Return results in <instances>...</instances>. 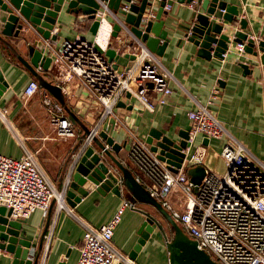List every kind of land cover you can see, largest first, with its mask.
I'll return each instance as SVG.
<instances>
[{
  "label": "crops",
  "instance_id": "0c3cea01",
  "mask_svg": "<svg viewBox=\"0 0 264 264\" xmlns=\"http://www.w3.org/2000/svg\"><path fill=\"white\" fill-rule=\"evenodd\" d=\"M131 1L136 5L140 3V0ZM166 1L170 8L162 13L160 19L163 20L161 30L165 31L167 42L159 55L151 52L171 76V93L165 97L164 104L153 93L152 111L143 108L134 96L125 93L113 108L115 115L126 128L134 131L144 141H155L151 132L156 130L161 136L178 142L190 125L187 111L200 103L211 109L233 138L255 156L263 157L264 62L260 60L262 52L258 48V42L264 40V0H218L237 9L235 21L230 23L214 18L201 8L197 9L194 3L187 0ZM98 2L100 5L105 4ZM123 4L125 3L121 1L119 7ZM160 7L161 4L156 0H147L142 16L146 20H155ZM65 8L63 3L51 30V34L55 36V45L77 34L94 36L89 32L91 20H82L81 12H66ZM104 11L105 19L96 34L97 42L103 46L110 28L112 32V26L117 24V20L122 22L125 28L121 27L116 36H111L110 33L109 47L119 54L115 63L126 66L128 60L123 55L131 54L139 39L130 31V25L124 23V15L109 8ZM197 12H203L210 23L220 24V34L228 36L230 42L222 57L213 55L214 50L210 55L203 54L194 41L188 40L191 33L186 27L190 28L194 23ZM240 19L245 20L244 28L240 26ZM237 31L252 38V52L247 53L239 47L240 44L231 40ZM38 35L36 30H29L16 37L0 32V72L6 83L5 90L0 94V155L17 159L25 153L31 154L40 174L57 191L65 192L69 190L67 182H70L73 162L85 147L83 139L97 126L101 108L76 77L66 80L62 70L56 66L50 63L47 68L38 65L34 70L43 80L39 84L35 76L19 62L16 54L29 61L39 42ZM149 36L153 37V34L150 33ZM161 43L159 41L153 47L158 50ZM215 46L212 44L213 48ZM30 80L37 82L40 93L24 101L23 90ZM42 93L62 106L64 114L73 125L76 138L63 141L54 136L41 103ZM69 114L81 124H74ZM112 123L111 116L105 118L98 126L95 138L105 144L100 132L110 136L114 143L120 145V149L115 152L109 146L108 148L122 162L126 152V131L125 128H113ZM223 142L224 138L221 137L204 143L207 152L201 165L214 174L216 173L209 167L208 159L214 155L220 157ZM92 145L91 142L87 146ZM131 172L133 174L132 170ZM176 191L171 194L170 202L173 209L180 210L184 198ZM73 192L75 197L80 196ZM63 199V207L59 208L52 202L45 217L35 211L28 218L18 221L21 225L19 237L34 244L32 254L38 256V264H75L84 232L78 217L92 226H99L108 221L121 203L126 201L121 194L111 191L102 194L95 189L80 196L78 201L67 198L66 192ZM142 211L162 221L163 217L148 203L136 201L132 208H124L112 238L117 251L129 255L141 239L140 230L145 222ZM152 228L142 239L141 247L135 254L133 260L136 264H168L165 238L158 227L152 225ZM12 258L11 253L0 249V264H10Z\"/></svg>",
  "mask_w": 264,
  "mask_h": 264
},
{
  "label": "built area",
  "instance_id": "2783aa9c",
  "mask_svg": "<svg viewBox=\"0 0 264 264\" xmlns=\"http://www.w3.org/2000/svg\"><path fill=\"white\" fill-rule=\"evenodd\" d=\"M156 1L161 4L163 12L169 10L166 0ZM106 8L101 4L96 11L100 24L105 19ZM143 19L145 22L146 18ZM117 24L120 29L125 28L119 20ZM29 30L35 29L24 21L20 34ZM110 33L111 28L103 46L97 42L96 35L77 34L57 45L52 39L38 35L42 55L50 59L51 65L62 70L66 80L76 77L101 108L99 122L83 139L84 146L92 142L98 126L111 116L113 128H125L126 131V152L121 164L133 171L135 180L196 241L198 249L207 252L218 264H264V156L263 159L255 156L228 133L211 109L197 103L186 113L190 124L187 145L182 151L184 155L179 167L173 171L174 167L166 158H161L158 151H153L146 141L126 128L113 109L119 97L127 93L134 96L143 108L154 110L152 94L158 95L159 102L164 104L165 97L171 93V76L139 40L131 51L134 55L132 66L127 72H117L105 55ZM239 47L242 49L243 45ZM38 93L39 85L30 80L23 90L24 101ZM41 103L54 136L63 141L76 138L62 106L45 93L41 94ZM262 131L264 140V127ZM221 137L224 138L220 150L224 172L217 175L205 169L194 190L187 169L201 165L205 160L204 140ZM175 190L184 198L180 210L173 209L170 202ZM64 195V191H57L40 174L31 154L25 153L17 159L0 155V201L5 203L6 210H10L9 219L20 221L35 211L45 217L52 202L63 207ZM127 207L132 208L133 204L123 201L112 217L99 226H92L78 217L84 232L75 264H136L129 255L117 251L112 242L114 229Z\"/></svg>",
  "mask_w": 264,
  "mask_h": 264
},
{
  "label": "water",
  "instance_id": "95a60500",
  "mask_svg": "<svg viewBox=\"0 0 264 264\" xmlns=\"http://www.w3.org/2000/svg\"><path fill=\"white\" fill-rule=\"evenodd\" d=\"M104 2L106 7L124 15V23L130 25V31L134 36L143 43L150 51L160 54L165 47L167 39L165 31L161 30L163 20L160 19L163 11L160 7L159 12L155 15V20H146L143 22V13L147 0H140L136 5L131 0H0V32L7 36H19L20 30L24 21L30 23L34 29L43 38L55 40V36L51 34L53 25L58 11L63 3H65V11L78 13L81 12L82 20H91L89 32L91 35H96L100 26V17L96 15V11L100 8L99 2ZM121 1L127 9L123 10L120 6ZM182 2L183 0H178ZM193 0H187L192 2ZM196 8H201L203 12L211 14L214 18L222 19L227 22L235 21V16L238 11L235 6L227 5L218 0H194ZM202 12V13H203ZM133 13V14H132ZM202 13L197 12L194 23L191 27H186L190 31L188 40L194 41L199 46L203 54L210 55L211 51H215L213 55L222 57L229 43L228 36L220 34L222 26L217 23H210L208 18ZM240 26L245 27V20L240 19ZM111 36H116L120 30L119 25L112 26ZM153 34V37L149 34ZM231 40L236 44H242L243 50L247 53L252 52L254 41L247 34L237 31L234 33ZM162 41L161 47L156 50L153 45ZM215 44V48L212 47ZM258 48L262 52L260 56L261 62H264V40L258 42ZM105 55L109 62H112L117 72H127L132 66L134 55L124 54L123 57L128 60L126 66H119L115 62L119 54L110 47L105 50ZM19 62L36 76L35 68L38 65L47 68L50 59L42 55V44L39 41L29 61L22 58L20 55H15ZM148 87H152L151 83L146 82ZM6 83L3 81L0 72V94L5 90ZM89 134V133H88ZM105 140V144L99 142L95 137L92 139V146H86L79 151L78 159L73 162L70 182L68 183L69 190L65 191L67 198L78 201L80 196H85L89 190H97L104 194L111 191L117 195H123L127 201L132 204L137 202L148 203L152 205L161 216L167 220L171 227V238H165V247L167 251L168 264H218L204 250L197 248V243L190 238L180 226L172 219L168 211L149 192L135 180L130 169L126 168L117 160L111 153L108 146L115 152H118L120 145L113 142L110 136L106 133L99 134ZM151 136L155 141H146L153 151H158L161 158H166L167 162L172 165L173 171L179 167L182 158L183 150L187 143V132L182 135L181 140L174 142L154 130ZM207 140H204L205 143ZM79 148V147H78ZM77 150V149H76ZM108 159L109 161H107ZM190 182L196 186L200 183L205 174V168L202 165H196L188 168L186 171ZM80 196L75 197L74 192ZM127 197V198H126ZM143 212V211H142ZM145 222L141 227V239L132 248L129 257L134 259L135 254L139 251L142 239L147 236V232L152 231V225L160 227L158 220L145 212ZM10 210H6L5 203L0 201V249L5 250L13 255L10 264H38V256L33 255L32 248L34 244L19 237L20 223L16 220L9 219ZM44 233L40 238L41 245ZM58 264H63L59 262Z\"/></svg>",
  "mask_w": 264,
  "mask_h": 264
},
{
  "label": "rangeland",
  "instance_id": "374dc122",
  "mask_svg": "<svg viewBox=\"0 0 264 264\" xmlns=\"http://www.w3.org/2000/svg\"><path fill=\"white\" fill-rule=\"evenodd\" d=\"M34 78L39 84L43 82L40 75H36ZM69 118L72 119L74 124H78V125L81 124L77 118H75L74 116H72L70 114H69ZM85 132H87V129L85 130ZM86 135H87V133L84 134V136H86ZM259 158L263 159V157H259ZM208 160H209L208 161L209 167L217 175H221L224 172V164H223L222 159L219 156H217V155L216 156L215 155L210 156V158ZM176 192H178V190ZM156 219L159 222V225H160L159 230H160L161 234L163 235L164 238H167V240H170L172 234H171V227H170L169 223L167 222V220H165L164 217L162 218V221L160 218H156Z\"/></svg>",
  "mask_w": 264,
  "mask_h": 264
}]
</instances>
